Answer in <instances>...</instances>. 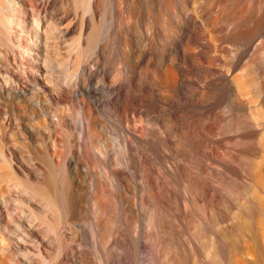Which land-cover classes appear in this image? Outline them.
Segmentation results:
<instances>
[{
	"label": "bare ground",
	"instance_id": "obj_1",
	"mask_svg": "<svg viewBox=\"0 0 264 264\" xmlns=\"http://www.w3.org/2000/svg\"><path fill=\"white\" fill-rule=\"evenodd\" d=\"M208 7L218 43L207 70L233 87L222 116L247 139L230 155L248 165L212 158L247 180L202 182L209 198L188 225L186 41L206 47L200 16L186 0H0V99L14 102L0 100V264H264V0ZM91 53L101 71L50 77ZM11 124L39 161L12 143ZM218 198L239 205L230 219Z\"/></svg>",
	"mask_w": 264,
	"mask_h": 264
},
{
	"label": "rangeland",
	"instance_id": "obj_2",
	"mask_svg": "<svg viewBox=\"0 0 264 264\" xmlns=\"http://www.w3.org/2000/svg\"><path fill=\"white\" fill-rule=\"evenodd\" d=\"M218 4H216V7H217ZM221 4H223V3H221ZM209 5H211V0H186V7L188 8V10L191 11V13L195 12L194 14H198L200 16V19H201L202 23H201V29H199V31L205 33L206 38L208 40L207 42L205 41V46L206 47L202 48L201 50H199L197 48V46H195L196 43H193V42L191 43L190 41H186V61H185L186 78H187L186 80L189 81V83H190V89H189L190 91L186 94V98H188L187 100L191 101V104L189 103V105H186V207H187L186 209L187 210L190 209L188 211L189 214L186 215L187 216L186 217V223L189 222L188 225H192L194 223V222L192 223V221L195 219L194 217H195L196 214H192V212L194 210H195L194 212H196L197 209L200 208L201 204L205 200H207L209 198L205 194L204 189H207L215 181L216 182L214 184H216L217 182L220 184V182H222L220 184V186L221 185L225 186V183L223 185V180L225 182H227L226 180H230L231 179L230 176L233 175V173L231 174L230 170H228V171L226 170L228 168L224 169L225 166L224 165L222 166L221 162L219 163L216 160H215L216 161L215 162L213 160V158H215V159L216 158H218V159L220 158L221 160L223 158L226 161L227 160H231L230 162H231L232 165L236 164L235 165V167H236L238 164H241V168H243V169H245V165L244 164L246 162H247L246 165H248V159H247L246 154H245V156H246V158H245V156H242L244 153H238L239 157L242 158L244 160V162L243 161H238V159H236L233 156L232 153L230 155L231 151L232 152L235 151L233 149V147L234 146L235 147L238 146V145H236L237 141H242L243 142L244 140H246L245 142H247V139L243 138L244 140H240L237 137H235V134H233V133H235V130L237 129L236 128L237 125H235V124H237L235 122L236 120H234V118L233 119L230 118V120L227 121L226 120L227 118H223V116H222V114H223L222 112H224L225 107H223V111H222L221 107L225 106L227 104V101H228V103H230V102L234 101L233 99H235V96H234L235 94L233 93V87H232L231 83H229L227 85L228 90L226 89V91H225L226 93L222 92V90L219 89L218 86H215V84L214 85L212 84V80H214V77H215L214 75H216L215 72L207 70V68L209 69L210 66L211 67H215L216 64H217V62L214 61L213 58H211V57L213 55L212 52H214V49H216L217 43H218L217 42V43L214 44V42L218 41V40L214 36L213 30H212L214 28L213 24H210V22H208L209 24L206 23L207 21H209V19L211 18L212 14L208 13V14L204 15L201 12V8H209L208 7ZM202 15H203V17H202ZM211 27H212V29H211ZM175 30H177V28ZM214 37H215L216 40L214 39ZM222 43H221V45H225V44H222ZM226 46L230 47V44L226 42ZM210 51H211V54H209ZM89 55L90 56L83 57L80 60V62L77 63L76 65H74L72 63L73 62V57H72L70 60H68V62L66 64H64V66L56 65V69H54V71H52V69H48V71H50L49 72L50 77L52 78V76H56V78H62V82L65 81L64 79L69 80V81L70 80H74V79H78V78H76V74H80V79L84 78L85 77L84 71H90V70H88V68L92 67V65H93V63L95 61L94 55L92 53L89 54ZM100 63L104 64L107 67L105 69V71H108V72H110L113 68H115V65H116V61H114V60L113 61H101ZM72 71H76V74L73 77L67 78L66 77V72L68 73V75H70L72 73ZM92 71H101V70L98 69V68H95L93 66L92 67ZM52 72H54V74H52ZM62 72H64V74H62V76H60V73H62ZM210 74H212V76H210ZM56 78H53V79H56ZM210 78H211V82L208 81ZM207 82L209 84H207ZM220 95L223 98L220 97ZM218 97H220L222 100L220 98H218ZM0 100L2 101L1 106L5 107L8 110H11L10 106L13 105L14 102H12L11 100H8V99H3V98H1ZM214 101L217 104V105L215 104V106L213 104V103H215ZM10 102H12V103H10ZM208 104L210 106L213 104V106H211V107H213L214 110H213V112L211 114L203 112V110H204L203 106L205 107L207 105L210 108V106ZM218 104H220L221 106L220 105L218 106ZM216 106H218V108ZM59 107H66L67 110L70 111V113H73V111H74V106H73V104L71 102L60 103ZM200 107L202 108V110H201ZM214 107L217 108V109H215ZM16 111H17L18 114L21 113L18 110H16ZM224 119L226 120V122H225ZM197 128L198 129L202 128V130L205 131V135H207L209 138L208 137L204 138L205 136L201 135L200 133H197V130H196ZM8 129H9V130H7L8 134L12 136V143H14V145L17 146V147L22 148L24 154H27L32 159L34 158L33 160H35V161L36 160L39 161L38 157H36V155L33 153L32 146L25 145L23 143V141H21L17 137V135L15 133V128L12 126V124L10 126H8ZM48 129L49 128H46L44 130V132H45L44 135L47 134ZM45 141L46 140H44L43 142H45ZM242 142H241V144H246L245 142L244 143H242ZM203 143L206 144V147L204 146L205 148H207L209 146L210 148L208 147V149H210V151L213 150L211 152V154L207 155V153H204L205 155L204 154L202 155L203 151L202 150L200 151L197 148V146L199 144H203ZM238 144H240V142H238ZM228 150H230V151L228 152ZM234 153H236V152H234ZM212 156H213V158H212ZM232 156L235 158L236 162L233 160ZM209 158L212 159V160H210ZM242 159H239V160H242ZM201 162L206 163V164H203ZM242 162L244 164H242ZM200 164H203L205 169H203V170L200 169V168H202V167L199 168V166H201ZM239 166L240 165H238L237 167H239ZM211 167H213L215 169H217V168L221 169L219 171H221L222 174H225V173L228 172L227 175H225L227 178L225 179V176L222 175L221 172H220L221 175L218 174V173H215L214 170H212ZM243 169H240V170H243ZM201 170H202V173H199V171H201ZM240 170H237V171L242 172ZM207 173L209 174V176H211V179H209L210 177L208 176ZM229 173H230V176H229L230 178L228 177ZM243 173L245 174V172H243ZM200 174H202L201 177H199ZM195 175H196V177H194ZM203 175H206L207 178L209 177L208 178L209 180H207L205 176L203 177ZM214 175H216L217 177L215 178ZM236 175L237 174L233 175L234 176L233 179L234 178H238L239 176L241 177V174L237 175L238 177ZM221 176L223 178H221ZM202 177L204 179H206V180H203ZM219 177H220V179H217ZM243 177L244 176L242 175V177H241L242 180H244L246 178V177L245 178H243ZM6 178L9 179V176H6ZM241 178L238 179V180H241ZM246 180L247 179H245L244 181H246ZM194 181H196V182H194ZM204 181H205V183H204ZM200 182H201V184H200ZM202 182H203V185H204L203 188L207 185V183L209 184V186H206V188L203 189L202 188ZM216 185H218V184H216ZM202 195L204 196L203 198L201 197ZM199 196L201 197V199H200ZM196 200H197V202H195ZM217 200H216V204L219 205L221 203L219 206L220 207L222 206L221 209L223 208L224 209L223 211L227 210V208H228V213H230V210H231V213L234 214L232 211L233 210H237V208H239L238 207L239 205L238 204L236 205V202L233 204V205H236V208H233L234 206L228 207V205L226 203H224L223 200L221 202V198L219 199V204L217 203ZM192 203L195 204V205H193ZM192 205H193L194 208L192 207ZM191 208L193 210H191ZM225 213L227 214L226 217L228 219H230L229 218L230 216H233V215H231V213L228 216L227 211ZM188 215L189 216H193L194 215V217H190L191 219L193 218L192 221H188V220H191ZM227 218H226L225 221H223V222H225V224H226V221H228ZM219 223L222 226L223 223H221V222H219ZM225 224H223V225H225ZM219 231L222 232V233L224 232V230L221 231L220 228H219ZM205 234H206V232H205ZM205 234H203V235H205ZM201 235H200L199 239H200V241L202 240L201 243L204 242L203 244L205 245L206 250H207V247L211 248V246H212L211 243L212 242H210L211 241L210 237H208L209 239L208 238L206 239V236L208 235V233H207V235H205V237H203V235H202V237L205 238V239H203L201 237ZM186 237H187V234H186ZM208 245H210V246H208Z\"/></svg>",
	"mask_w": 264,
	"mask_h": 264
}]
</instances>
